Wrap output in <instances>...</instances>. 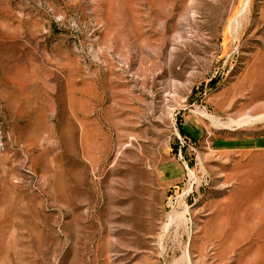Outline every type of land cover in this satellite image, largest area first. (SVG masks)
Masks as SVG:
<instances>
[{
	"label": "rangeland",
	"instance_id": "obj_1",
	"mask_svg": "<svg viewBox=\"0 0 264 264\" xmlns=\"http://www.w3.org/2000/svg\"><path fill=\"white\" fill-rule=\"evenodd\" d=\"M0 264H264V0H0Z\"/></svg>",
	"mask_w": 264,
	"mask_h": 264
}]
</instances>
